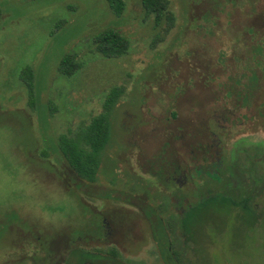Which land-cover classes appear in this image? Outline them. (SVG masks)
<instances>
[{
    "label": "rangeland",
    "instance_id": "rangeland-1",
    "mask_svg": "<svg viewBox=\"0 0 264 264\" xmlns=\"http://www.w3.org/2000/svg\"><path fill=\"white\" fill-rule=\"evenodd\" d=\"M123 1L114 16L103 0H0V264H73L70 250L109 247L121 264H165L159 237L188 261L177 217L207 197L221 211L186 234L194 260L174 264H264V0H168L165 34L139 0ZM107 28L128 42L117 59L92 48ZM67 54L69 77L57 72ZM112 88L87 183L57 138H75ZM217 159L219 182L196 171Z\"/></svg>",
    "mask_w": 264,
    "mask_h": 264
},
{
    "label": "trees",
    "instance_id": "trees-1",
    "mask_svg": "<svg viewBox=\"0 0 264 264\" xmlns=\"http://www.w3.org/2000/svg\"><path fill=\"white\" fill-rule=\"evenodd\" d=\"M109 11L114 16H120L124 10L123 0H103ZM145 16L152 17L154 28H162L163 34L168 32L172 27L173 16L168 12V0H139ZM162 39L163 35H159ZM94 53L99 54L106 59H117L125 54L128 42L116 30L107 28L92 37L91 40ZM76 65L73 63L71 55H64L57 66V72L65 77H69L75 70ZM20 80L27 89V105L32 108L34 106L32 91V73L28 67L21 70L19 74ZM121 94V89L112 88L106 95L101 112L92 117L89 123L78 129L75 138L59 136L56 142L58 155L66 163L73 174L87 183H93L100 165L102 153L109 140L108 128L112 110L116 104L117 98ZM220 160L213 162L215 170H218ZM216 180L218 179L215 177ZM215 180V181H216ZM246 196V195H245ZM243 199V203L249 204L251 195ZM244 197V196H243ZM220 204H217L214 197H207L199 201L197 205L188 207L181 218L180 225L183 233L190 235L203 228L204 221L210 215L221 211ZM253 210L252 208H250ZM157 240V239H156ZM164 241V240H163ZM161 237L157 240V244L164 253V259H171L168 250L165 247ZM173 257H176L174 249H170ZM69 257L73 264H84V261L101 259L99 255H90L88 252L81 250H70ZM107 258L117 259L116 262H106L107 264H121L119 254L113 248L106 250ZM171 255V256H172ZM165 264H174V262H164Z\"/></svg>",
    "mask_w": 264,
    "mask_h": 264
},
{
    "label": "flooded vegetation",
    "instance_id": "flooded-vegetation-1",
    "mask_svg": "<svg viewBox=\"0 0 264 264\" xmlns=\"http://www.w3.org/2000/svg\"><path fill=\"white\" fill-rule=\"evenodd\" d=\"M218 160H220V159H217L216 161H218ZM221 161V160H220ZM213 164V162L207 167V168H203L202 170L201 169H198V168H196V171H198V172H200L201 174H207V172H208V174L209 173H212V174H214V178L215 177H217L218 179L216 180V179H213V177H208L209 179H211V180H216L215 182H219L220 181V178H219V173L215 170L216 168H214V166L212 165ZM221 166V163L219 164V166H218V169H219V167ZM178 179H175V183H177L178 181H177ZM233 189V191L235 192V193H237V189L238 188H232ZM249 193V192H248ZM250 195V194H249ZM252 196V195H251ZM190 207V206H189ZM188 208V207H187ZM186 208V209H187ZM184 212H185V210H183L182 212H180V214H179V216L177 217V229H179L180 230V232H181V234L183 235V243H184V245H186V246H188L189 247V251L190 252H192V258L191 259H189L188 261L187 260H184L183 258H182V256H181V254H180V252H177L176 250H174L175 251V253H176V257H173V255L170 253V250L168 249V251H169V255H170V257H171V259H169V260H166V259H164V262H192L194 259H193V257H194V251H192L191 250V248H190V246H189V239H188V237H186V234H184L183 233V230H182V227H181V225H180V221H181V218H182V216H183V214H184ZM162 222V220H161V218L159 217V215H158V219L156 220V225H157V227H155V229H156V231L157 232H155L157 235H161V234H165L166 233V231H165V228L167 229V227H168V229H170V227H169V225L166 227V225L165 224H160ZM164 225H165V227H164ZM161 233V234H160ZM156 242V241H155ZM109 248H113L116 252H117V249L115 248V247H109ZM108 249V248H107ZM107 249H105L104 251H102V252H100V251H98V252H88L90 255H99L100 257H103V258H101V259H93V260H88V261H84L85 263H87V262H95V261H99V262H116V260L117 259H115V258H112L111 257V259H108L107 258V254H106V250ZM81 251H83V250H81ZM84 252H86V251H84ZM172 255V256H171ZM84 263V264H85Z\"/></svg>",
    "mask_w": 264,
    "mask_h": 264
}]
</instances>
